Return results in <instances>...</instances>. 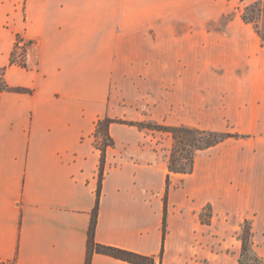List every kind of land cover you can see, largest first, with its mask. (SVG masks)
<instances>
[{
	"label": "crops",
	"instance_id": "0c3cea01",
	"mask_svg": "<svg viewBox=\"0 0 264 264\" xmlns=\"http://www.w3.org/2000/svg\"><path fill=\"white\" fill-rule=\"evenodd\" d=\"M258 1L0 0V260L86 264L107 117L97 242L241 264L249 220L264 257V38L242 16ZM131 122L231 136L171 172L172 135Z\"/></svg>",
	"mask_w": 264,
	"mask_h": 264
},
{
	"label": "trees",
	"instance_id": "16d2710c",
	"mask_svg": "<svg viewBox=\"0 0 264 264\" xmlns=\"http://www.w3.org/2000/svg\"><path fill=\"white\" fill-rule=\"evenodd\" d=\"M262 2L264 1H258L251 5L245 6L242 12L243 18L246 21L255 23L260 33H261L260 27L258 26L257 22L253 20V16L249 17L247 11L254 10ZM18 42L16 46H18ZM12 62H14L13 58H12ZM20 62L21 64H24V60H21ZM114 121H115L114 119L108 117L100 119L97 123L96 131H95L96 138L100 139V142H97V146L101 150V160H100V168H99L97 200L92 213V220L89 229L86 264H91V259L95 252L107 254L112 257L122 259L134 264H155L154 255H145L122 247L99 243L95 239V230L97 225L100 195L102 190V182H103L105 163H106V150L109 146L114 145V139L110 135L109 127L110 124ZM119 122H124V121H119ZM131 124H136L140 128H146L149 130L164 131L172 135L174 142L169 155V169L171 172H179V173H187L193 169L194 157L198 150L213 146L223 141L227 137L231 136V134L229 133L204 130L197 127H190L186 125L168 126V125H160V124L145 123V122H139V123L131 122ZM198 134H200V137L198 136ZM187 146H190L191 148L189 147L190 149H188ZM178 152L181 154L183 152H186L185 153L186 155L183 154V158L180 159ZM169 182L170 179L168 176L167 179L168 185ZM163 233L165 236L166 233L165 218H164ZM237 234L243 242L241 264H264V257L257 254L253 248V231H252L251 222L249 220H245L242 229L239 230ZM249 251H251L254 254V257L250 260L245 261L244 257H246ZM4 263H7V261L0 260V264H4ZM12 264H14V262H12Z\"/></svg>",
	"mask_w": 264,
	"mask_h": 264
},
{
	"label": "rangeland",
	"instance_id": "374dc122",
	"mask_svg": "<svg viewBox=\"0 0 264 264\" xmlns=\"http://www.w3.org/2000/svg\"><path fill=\"white\" fill-rule=\"evenodd\" d=\"M248 12V15L249 17H252L253 16V20L257 22L258 26L260 27L261 29V32L262 34L264 35V2L260 3L257 8H255L254 10H249L247 11ZM25 46V45H24ZM23 46V47H24ZM22 47L21 48H17V52H16V58L19 60L20 58H22L23 54H24V51H22ZM198 136L200 137V134H198ZM203 136V135H202ZM98 142H100V139H97ZM174 142V140H173ZM173 146V144H172ZM190 146H187L188 149ZM172 148V147H171ZM180 152V150H179ZM178 152V155H179V158L182 159L183 158V154L186 155L185 153L186 152H183L182 154ZM254 248V247H253ZM255 250V249H254ZM257 253V252H256ZM258 254V253H257ZM254 257V254L249 251L248 254L246 255V257H244V260L247 261V260H250ZM7 261V263H4V264H12L13 261L11 260H5Z\"/></svg>",
	"mask_w": 264,
	"mask_h": 264
},
{
	"label": "built area",
	"instance_id": "2783aa9c",
	"mask_svg": "<svg viewBox=\"0 0 264 264\" xmlns=\"http://www.w3.org/2000/svg\"><path fill=\"white\" fill-rule=\"evenodd\" d=\"M18 45H19V46H20V45H21V46H24L25 43H24V42H23V43H20V42H19Z\"/></svg>",
	"mask_w": 264,
	"mask_h": 264
}]
</instances>
